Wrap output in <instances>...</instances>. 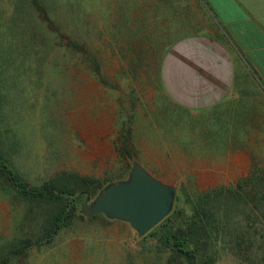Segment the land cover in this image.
<instances>
[{
  "label": "rangeland",
  "instance_id": "obj_1",
  "mask_svg": "<svg viewBox=\"0 0 264 264\" xmlns=\"http://www.w3.org/2000/svg\"><path fill=\"white\" fill-rule=\"evenodd\" d=\"M37 1L43 15L32 0H7L0 11V151L31 185L77 172L110 181L108 186L128 181L139 164L176 187L174 208L180 204L189 214L188 200L236 183V158L223 155L239 143L225 133L239 129L235 118L208 117L205 123L203 111L184 108L164 92L159 56L147 58L149 39L168 47L192 30L213 28L198 0ZM154 6L162 10L163 27L157 22V29L140 28L139 16H155L149 14ZM73 43L85 51H74ZM89 55L100 64L106 84L92 75ZM261 120L257 136L264 138ZM121 121L132 128L128 162L118 153ZM247 129L251 138V123ZM24 212L0 192V246L23 235ZM103 218L84 216L51 245L11 264H165L155 242H143L149 233L140 236L129 223ZM219 264L243 263L223 255Z\"/></svg>",
  "mask_w": 264,
  "mask_h": 264
},
{
  "label": "trees",
  "instance_id": "obj_2",
  "mask_svg": "<svg viewBox=\"0 0 264 264\" xmlns=\"http://www.w3.org/2000/svg\"><path fill=\"white\" fill-rule=\"evenodd\" d=\"M32 3L43 15L39 2L32 0ZM164 44L149 39L147 58L152 60L160 56L167 48ZM71 48L85 51L84 46L77 43H73ZM136 55L137 62L143 66L144 59L138 52ZM85 61L90 65L92 75L106 84L100 76V64L96 58L89 55ZM147 66L150 69L154 64L149 61ZM131 74L137 77L134 65L131 66ZM137 95L133 90L131 97L137 100ZM131 115L133 117L134 113ZM129 124L127 121L119 123L123 144L118 153L125 162L133 159L130 150L132 128ZM108 182L77 172H59L40 185H31L0 151V192L11 195L25 210L21 225L23 235L0 246V264L20 261L31 251L51 245L62 231L84 219L82 204L99 195ZM188 201L189 214L178 204L143 238V242H155L159 253L165 257V264H219L223 255L243 264H264L263 171L250 173L232 186L217 187ZM99 217L104 216L94 218Z\"/></svg>",
  "mask_w": 264,
  "mask_h": 264
},
{
  "label": "crops",
  "instance_id": "obj_3",
  "mask_svg": "<svg viewBox=\"0 0 264 264\" xmlns=\"http://www.w3.org/2000/svg\"><path fill=\"white\" fill-rule=\"evenodd\" d=\"M5 3L0 0V11ZM198 5L213 28L207 33L192 30L171 41L159 56V81L184 108L203 111L205 123L208 117L235 118L239 129L225 133L228 141L239 143L223 155L236 158L237 182L264 172V138L257 136V120L264 123V0H198ZM159 9L151 8L149 14L154 11L155 16L148 19L139 16L140 28L157 29V22L163 27Z\"/></svg>",
  "mask_w": 264,
  "mask_h": 264
},
{
  "label": "water",
  "instance_id": "obj_4",
  "mask_svg": "<svg viewBox=\"0 0 264 264\" xmlns=\"http://www.w3.org/2000/svg\"><path fill=\"white\" fill-rule=\"evenodd\" d=\"M176 200V187L165 185L136 164L128 181L108 185L93 202L88 198L81 212L87 218L104 215L129 223L146 236L172 213Z\"/></svg>",
  "mask_w": 264,
  "mask_h": 264
}]
</instances>
